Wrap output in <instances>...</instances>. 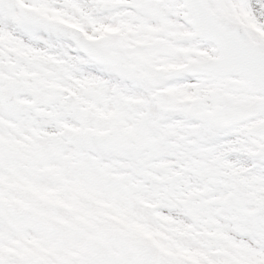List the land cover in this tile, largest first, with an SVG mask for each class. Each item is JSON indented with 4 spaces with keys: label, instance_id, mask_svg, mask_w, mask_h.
<instances>
[{
    "label": "snow or ice",
    "instance_id": "snow-or-ice-1",
    "mask_svg": "<svg viewBox=\"0 0 264 264\" xmlns=\"http://www.w3.org/2000/svg\"><path fill=\"white\" fill-rule=\"evenodd\" d=\"M0 264H264V0H0Z\"/></svg>",
    "mask_w": 264,
    "mask_h": 264
}]
</instances>
